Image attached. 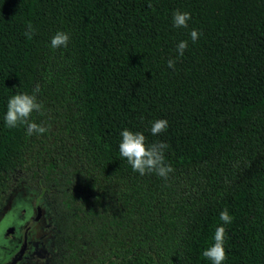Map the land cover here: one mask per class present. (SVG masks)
I'll return each instance as SVG.
<instances>
[{"label": "trees", "instance_id": "obj_1", "mask_svg": "<svg viewBox=\"0 0 264 264\" xmlns=\"http://www.w3.org/2000/svg\"><path fill=\"white\" fill-rule=\"evenodd\" d=\"M37 85L49 130L5 127ZM125 128L168 144L166 179L132 170ZM19 183L52 209L55 264H211L220 225L222 264H264V0H0V205Z\"/></svg>", "mask_w": 264, "mask_h": 264}, {"label": "clouds", "instance_id": "obj_2", "mask_svg": "<svg viewBox=\"0 0 264 264\" xmlns=\"http://www.w3.org/2000/svg\"><path fill=\"white\" fill-rule=\"evenodd\" d=\"M149 7H152L149 4ZM191 19L189 12H181L179 9L174 10L172 13V22L175 27L188 28V21ZM34 29L29 25V32L26 35H30ZM201 34L196 30L190 31V39L195 43ZM69 35L61 30H57L54 36L51 38L50 46L53 49L61 46L67 47L69 41ZM188 47L187 41H180L176 46L177 58L183 56L185 50ZM168 67L174 68L176 58H169L167 61ZM40 91L39 85L33 89V94L28 93H16L8 98L6 112L4 114L5 127L9 129H16L21 126H26V133L31 136L33 133L44 134L49 130V127H45L41 124H37L31 121L29 118L35 111L40 115H44V104L37 100L35 93ZM150 131L153 135L160 134L166 131L168 127V121L166 119H156L150 122ZM121 140L119 142V152L123 158H126L127 162L131 165L132 170L138 172L140 175H144L146 172H154L162 178H167L168 174L173 171L170 164L165 163V149L168 148V144L165 142H154L150 145H146L145 135L140 131H132L128 128L123 129L120 132ZM219 218L224 224L232 222L233 217L228 213L227 209H223L219 213ZM225 241V228L223 225L217 226L214 232V243L203 250L202 256L211 261V264H222L226 259V253L224 250Z\"/></svg>", "mask_w": 264, "mask_h": 264}, {"label": "flooded vegetation", "instance_id": "obj_3", "mask_svg": "<svg viewBox=\"0 0 264 264\" xmlns=\"http://www.w3.org/2000/svg\"><path fill=\"white\" fill-rule=\"evenodd\" d=\"M57 230L42 195L17 184L0 205V264H55Z\"/></svg>", "mask_w": 264, "mask_h": 264}]
</instances>
